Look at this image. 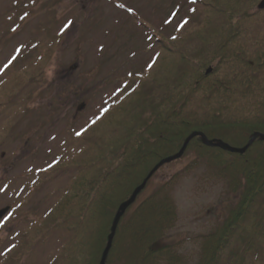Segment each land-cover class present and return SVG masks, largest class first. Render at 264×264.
Masks as SVG:
<instances>
[{
    "label": "rangeland",
    "instance_id": "374dc122",
    "mask_svg": "<svg viewBox=\"0 0 264 264\" xmlns=\"http://www.w3.org/2000/svg\"><path fill=\"white\" fill-rule=\"evenodd\" d=\"M191 1L0 0V71L12 61L0 77V210H6V220L0 221V264H65L60 253L71 229L52 222L46 232L34 223L44 220L72 180L86 171L80 163L66 168L60 163L81 157L79 149L88 141L78 142L76 133L117 99L125 82L150 71V61L163 47L160 39L186 40L177 46L188 56L201 41L188 40L185 31H196L207 14L224 22L202 0ZM248 5L239 44L247 54L255 40L264 43V11ZM230 65L237 77L243 72ZM261 74L247 77L259 80ZM84 134L96 136L91 130ZM193 159L188 154L163 166L137 199L138 204L158 194L172 200L175 220L158 246H171L180 264H196L200 238L213 231L237 198L206 159L196 164ZM92 202L80 217L84 229L75 232L76 239L89 234L88 243L96 238L84 220ZM34 231H41L36 241L24 243ZM19 244L27 251L18 256L12 247ZM122 258L118 253L114 260ZM159 264L167 263L163 258Z\"/></svg>",
    "mask_w": 264,
    "mask_h": 264
},
{
    "label": "trees",
    "instance_id": "16d2710c",
    "mask_svg": "<svg viewBox=\"0 0 264 264\" xmlns=\"http://www.w3.org/2000/svg\"><path fill=\"white\" fill-rule=\"evenodd\" d=\"M202 1L211 12L222 14L224 22L207 14L196 31H185L188 40L201 41L188 56L177 46L186 40L160 39L163 47L150 61V71L125 82L117 99L74 136L88 145L77 151L79 159L63 161L61 168L80 163L86 171L78 173L80 177L72 180L44 220H34L46 232L53 223L71 229L60 253L65 264H99L119 205L160 161L178 153L192 133L233 148L245 147L255 133L264 134V43H252L251 57L239 45L241 20L247 16L243 7L246 3L253 7L259 0ZM42 55L48 57L50 50ZM231 63L243 71L238 77ZM11 64L0 71V77ZM259 71V80L247 77ZM250 98L259 101L246 103ZM86 130L96 136L84 134ZM188 154L194 156L193 164L206 159L225 180L229 193L237 196L213 231L200 238L196 264H264V141L256 139L239 155L206 147L194 137L183 156ZM90 202L91 214L84 220L96 238L88 243L89 234L76 239L75 232L84 229L80 217L90 210ZM174 220L175 207L168 196L155 194L136 201L118 224L105 264H159L163 258L167 264H180L182 259L171 246H158ZM41 231L28 235L24 243L35 242ZM13 247L16 255L27 251L24 244ZM118 253L122 261L114 260Z\"/></svg>",
    "mask_w": 264,
    "mask_h": 264
},
{
    "label": "water",
    "instance_id": "95a60500",
    "mask_svg": "<svg viewBox=\"0 0 264 264\" xmlns=\"http://www.w3.org/2000/svg\"><path fill=\"white\" fill-rule=\"evenodd\" d=\"M257 9H258V10H264V0H262V1L258 4ZM196 136H199V137H200L201 142H202V144H203L204 146H207V147H216V148H219V149H221V150H223V151L230 152V153H236V154H243V153L246 151V149H247V148H248V147L254 142V140H255L256 138H259L260 140L264 141V135L256 133V134H253V135H252L251 139L249 140V142L247 143V145H246L244 148H242V149H236V148H232V147L228 146L227 144H224V143L221 142V141H208L207 138H206L203 134H201V133H192L191 135H189V137L184 141L183 146H182V148L180 149V151H179L176 155H174V156H172V157H170V158H166V159L160 161V162L154 167V169L149 173V175L147 176V178L145 179V181L142 183V185H141L140 187H138V188L132 193L130 199L127 200L126 202H124V203L119 207V209H118V211H117V213H116V215H115V218H114V220H113V222H112V226H111L110 234H109V236H108V238H107V243H106V246H105V248H104V250H103V252H102V255H101V258H100V262H99V264H105V260H106V257H107V255H108V253H109V250H110V248H111L112 240H113V237H114V234H115V230H116V226H117V224H118V221H119L120 217L123 215V213H124V211L126 210V208H127L130 204L133 203V201L135 200L137 194L143 189V187L145 186L147 180H148V179L153 175V173H154L157 169H159L162 165L167 164V163H170V162H172V161H174V160L179 159V158L183 155V153H184V151H185V149H186L188 143L190 142V140H191L192 138L196 137ZM5 212H6L5 210L0 211V219L3 217V215L5 214Z\"/></svg>",
    "mask_w": 264,
    "mask_h": 264
},
{
    "label": "snow or ice",
    "instance_id": "6c2138e0",
    "mask_svg": "<svg viewBox=\"0 0 264 264\" xmlns=\"http://www.w3.org/2000/svg\"><path fill=\"white\" fill-rule=\"evenodd\" d=\"M71 24V22H69V25Z\"/></svg>",
    "mask_w": 264,
    "mask_h": 264
}]
</instances>
